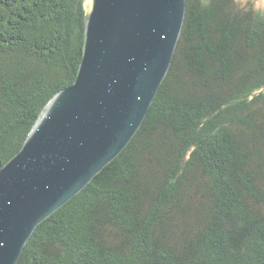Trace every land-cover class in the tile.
<instances>
[{
	"label": "trees",
	"instance_id": "obj_1",
	"mask_svg": "<svg viewBox=\"0 0 264 264\" xmlns=\"http://www.w3.org/2000/svg\"><path fill=\"white\" fill-rule=\"evenodd\" d=\"M127 145L31 233L16 264H264V6L186 0ZM88 0H0V166L73 83Z\"/></svg>",
	"mask_w": 264,
	"mask_h": 264
},
{
	"label": "water",
	"instance_id": "obj_2",
	"mask_svg": "<svg viewBox=\"0 0 264 264\" xmlns=\"http://www.w3.org/2000/svg\"><path fill=\"white\" fill-rule=\"evenodd\" d=\"M186 0H91L73 83L43 106L0 166V264L130 141L163 81Z\"/></svg>",
	"mask_w": 264,
	"mask_h": 264
},
{
	"label": "rangeland",
	"instance_id": "obj_3",
	"mask_svg": "<svg viewBox=\"0 0 264 264\" xmlns=\"http://www.w3.org/2000/svg\"><path fill=\"white\" fill-rule=\"evenodd\" d=\"M259 5L264 6V0H255ZM88 3L91 4V0H88Z\"/></svg>",
	"mask_w": 264,
	"mask_h": 264
}]
</instances>
